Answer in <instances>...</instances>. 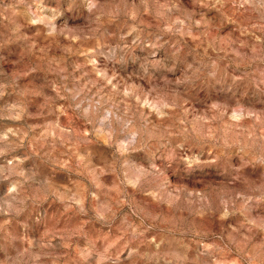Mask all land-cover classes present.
Listing matches in <instances>:
<instances>
[{"label":"clouds","instance_id":"1","mask_svg":"<svg viewBox=\"0 0 264 264\" xmlns=\"http://www.w3.org/2000/svg\"><path fill=\"white\" fill-rule=\"evenodd\" d=\"M0 264H264V0H0Z\"/></svg>","mask_w":264,"mask_h":264}]
</instances>
